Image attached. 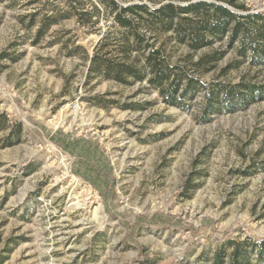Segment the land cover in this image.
<instances>
[{
	"label": "rangeland",
	"instance_id": "rangeland-1",
	"mask_svg": "<svg viewBox=\"0 0 264 264\" xmlns=\"http://www.w3.org/2000/svg\"><path fill=\"white\" fill-rule=\"evenodd\" d=\"M83 1L96 23L66 16L69 0H0V264H214L218 248L227 264L229 241L246 240L241 264H264L251 245L264 240V99L202 121L203 89L178 106L145 82L89 77L115 26ZM170 50L179 63L224 50L190 71L200 82L264 83L224 43Z\"/></svg>",
	"mask_w": 264,
	"mask_h": 264
},
{
	"label": "trees",
	"instance_id": "trees-1",
	"mask_svg": "<svg viewBox=\"0 0 264 264\" xmlns=\"http://www.w3.org/2000/svg\"><path fill=\"white\" fill-rule=\"evenodd\" d=\"M111 15L115 29L106 31L95 46L88 69L89 77L97 74L117 84L145 82L147 87L158 90L164 102L183 106V97L204 90L202 121L208 113L234 111L264 99V83L241 79L236 83L212 80L200 82L190 71H209L224 50L201 55L196 61L188 56L182 63L172 61L171 45H183L189 51L224 43L240 57L232 67L245 60L252 67L264 69V11L249 12L233 0H197L185 4L167 1L151 6L138 1L122 5L118 0H99ZM83 0H69L71 12L78 20L94 24L98 8L78 9ZM232 6L233 8H231ZM190 55V54H189ZM224 69L223 73H225ZM227 71V70H226ZM229 241L233 249L227 264L248 262L242 244ZM260 257L264 253V240L251 243ZM224 252L218 248L214 264L223 260Z\"/></svg>",
	"mask_w": 264,
	"mask_h": 264
}]
</instances>
